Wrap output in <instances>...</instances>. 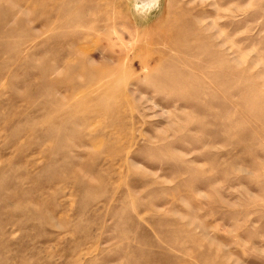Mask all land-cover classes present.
I'll return each instance as SVG.
<instances>
[{"label": "rangeland", "instance_id": "rangeland-1", "mask_svg": "<svg viewBox=\"0 0 264 264\" xmlns=\"http://www.w3.org/2000/svg\"><path fill=\"white\" fill-rule=\"evenodd\" d=\"M135 2L0 0V264H264V0Z\"/></svg>", "mask_w": 264, "mask_h": 264}, {"label": "bare ground", "instance_id": "bare-ground-1", "mask_svg": "<svg viewBox=\"0 0 264 264\" xmlns=\"http://www.w3.org/2000/svg\"><path fill=\"white\" fill-rule=\"evenodd\" d=\"M159 2L160 0H136L134 7L136 8L137 12H142L144 10H150L151 8L157 6Z\"/></svg>", "mask_w": 264, "mask_h": 264}]
</instances>
